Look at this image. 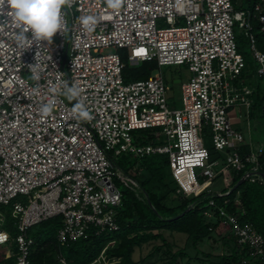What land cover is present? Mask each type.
<instances>
[{
    "label": "built area",
    "instance_id": "built-area-1",
    "mask_svg": "<svg viewBox=\"0 0 264 264\" xmlns=\"http://www.w3.org/2000/svg\"><path fill=\"white\" fill-rule=\"evenodd\" d=\"M62 16L65 28L54 36L56 42L33 43L22 54L10 18L0 24V205L12 207L18 230L12 237L0 213V244L16 246L5 257L14 254L15 264H30L34 241L28 228L57 215L62 217L59 247L84 236L90 225L97 233L117 230L121 192L113 177L126 188L139 189L136 172L126 174L114 164L118 155L129 152L138 157L166 154L176 193L187 197L208 190V205L217 209L219 225L247 246L248 256L237 264L251 257L264 260L263 236L212 198L230 188L210 189L230 169L243 172L245 180L264 183V145L254 148L246 142L230 115L237 107L248 112L253 103V88L236 82L246 62L237 47L235 23L249 41L254 74L264 82V52L253 32L255 20L264 35L263 3L235 10L233 0H122L112 9L105 0H73ZM86 16L95 17L94 26L81 22ZM178 19L184 24L175 26ZM158 20L169 26L157 27ZM108 47L128 49L131 63L185 65L189 77L180 84L181 107H168L160 73L125 82L124 63L117 52L102 51ZM37 52L40 79L33 80L26 66L36 62ZM64 83L78 86L81 96L67 102ZM50 102L53 110L42 115L41 107ZM77 103H83L91 119L77 116ZM147 128H160L154 137L162 134L167 144L132 145L131 131ZM206 128L213 148L224 151L223 159H211L203 142ZM245 145L249 150L241 152ZM204 213L211 217L213 212ZM56 259L69 264L60 252Z\"/></svg>",
    "mask_w": 264,
    "mask_h": 264
},
{
    "label": "trees",
    "instance_id": "trees-1",
    "mask_svg": "<svg viewBox=\"0 0 264 264\" xmlns=\"http://www.w3.org/2000/svg\"><path fill=\"white\" fill-rule=\"evenodd\" d=\"M257 2L264 5V0H246L248 7ZM253 26L254 29L258 28L257 21H253ZM256 40L257 47L264 52V35L259 30ZM237 47L239 50L238 43ZM244 59L246 65L239 75V80L246 71V66L251 64L250 61H246L245 57ZM141 63H143L141 67H145L147 64L150 67H157L154 60ZM149 76H151L150 72L142 71L137 77L146 79ZM255 76L258 79L252 86L253 103L251 108L257 114L264 116V86L258 81L262 78L256 74ZM147 129H134L131 132ZM248 150L249 145H245L241 152ZM131 155L129 152L121 153L114 159L115 166L126 174L130 171L129 164H132L128 160ZM140 158L141 168L136 169V174L133 176L138 182L139 189L134 191L124 186L120 190L121 201L115 214L117 230L105 229L97 233V227L90 225L86 228L84 236L69 242L66 246L59 247L56 233L62 225V217L57 215L47 218L27 230V234L29 233L34 241L29 253L30 264H60L56 259L58 252L65 257L69 264H188L192 257L182 263V259L189 255L182 248L174 250L173 244L167 240L163 231L185 234L193 247L208 238L220 223L217 209L208 205L210 193L208 190H204L197 196L183 197L176 193L177 183L172 176L166 154H153ZM261 161H264V151ZM242 173L232 171V181L224 190L227 191L230 188L228 194L212 198L217 207L223 206L228 213L236 214L239 220L252 223L264 238V183L245 180L233 187L241 178ZM225 199L227 200L226 204L223 203ZM167 200L174 203L167 204ZM187 208L188 210H186ZM207 211L213 212L211 217L204 213ZM7 216H10L9 222L11 223H6L4 229L14 237L18 232L13 225L17 215L7 211ZM227 234L229 236L227 249L218 255L216 260L209 259L211 257L209 253H203L207 257L206 260L199 259L197 255H194L193 258L205 264H237L240 259L247 257V246L238 244L232 232L229 231ZM147 246L150 248L144 256L133 257L134 252L140 254ZM9 247L12 248L11 252L16 251L14 243H11ZM6 252L5 244H0V264H15V255L11 254L9 257H5ZM155 255H157L155 260L147 261ZM246 264H264V260L251 257L248 258Z\"/></svg>",
    "mask_w": 264,
    "mask_h": 264
},
{
    "label": "rangeland",
    "instance_id": "rangeland-1",
    "mask_svg": "<svg viewBox=\"0 0 264 264\" xmlns=\"http://www.w3.org/2000/svg\"><path fill=\"white\" fill-rule=\"evenodd\" d=\"M233 6L235 10L244 9L246 10L248 8V5L246 4V0H233ZM184 22L182 19H178L174 22L175 26L183 25ZM169 25L165 23L163 20L157 21V27L159 28H165ZM236 42L240 46V51L242 55L246 58V61H250V65L246 66V71L242 75L239 81H236L238 85H245L252 87L255 85L257 81V77L255 76V66L254 61L252 57V52L250 49L249 41L244 36L243 31L241 28L238 27L237 23L234 24L233 27ZM255 37L257 39V33L258 28H255L253 30ZM57 39L53 37V42H56ZM104 53L109 52H117L122 60V62L125 65V68L123 69V72L125 74L124 80L126 82L133 81L135 79H138L137 76H140V73L142 71L150 72V75H154L155 73H160L162 75L164 84L166 86V97H167V105L170 108H180L181 107V101H180V84L184 81H186L189 77V72L185 65H164L162 67H150L149 64H147L145 67H141L143 63H131L127 59L128 49H115L114 47H108L104 48L102 50ZM251 66V67H250ZM261 85L264 86V82L262 79L258 80ZM63 98L68 102L69 100L66 99V97L63 95ZM70 102V101H69ZM236 118L231 119V125L232 127H236L239 131L243 133L245 136V141L249 142L251 145H253L254 148L260 147L264 145V116H261L255 112L253 108H249L248 112L244 108H234ZM232 114V112H231ZM233 115V114H232ZM234 116V115H233ZM160 128H152L147 129L139 132H131V144L132 145H141V144H158V145H165L167 144L166 138L161 134L159 138H155L153 132L156 130H159ZM203 142L205 147L209 150L210 156L212 159L216 157L224 158V151H216L212 146L211 141V132L210 128H206L204 130V136H203ZM222 155V156H220ZM130 162L132 164H129L130 170H133L136 172V169L141 168V158L132 154L131 158H129ZM129 162V163H130ZM232 170L230 169L226 173L221 174V176H218L210 186V189L214 193H218L221 191H224L227 188L229 180L232 181ZM199 180L201 178H198ZM113 180L116 184V186L119 188V190H122L124 185L123 183L116 177H113ZM24 197H19L17 200H23ZM174 199V198H173ZM167 204L174 203L173 201L167 200ZM12 211V207L10 205H0V213L4 215V222L3 225L9 222L10 216L6 217V213ZM12 217V216H11ZM14 225V223H13ZM15 226V225H14ZM4 228H6L4 226ZM229 229L226 226L218 225L214 232L203 241L197 243L196 247H193L191 244V241L187 238V236L183 233H177V232H169V231H163L164 236L167 238L168 241H170L173 244V249L182 248L185 250L187 255L182 259V263L187 262L189 257H192L191 260L188 262V264H205L203 262H200L197 259H194V255H197L199 259L206 260L207 257H205L204 254L209 253L211 257L209 259L216 260V257L222 253L225 252V249H227V241L229 240L228 233ZM29 235V233H28ZM7 250L12 251V248L7 246ZM150 246L144 247L143 251L139 254L138 252L133 253V257L137 258L138 256H144ZM204 253V254H203ZM157 255L150 257L147 261H153L157 257ZM107 261V259H106Z\"/></svg>",
    "mask_w": 264,
    "mask_h": 264
},
{
    "label": "clouds",
    "instance_id": "clouds-1",
    "mask_svg": "<svg viewBox=\"0 0 264 264\" xmlns=\"http://www.w3.org/2000/svg\"><path fill=\"white\" fill-rule=\"evenodd\" d=\"M107 6L112 9H118L122 0H105ZM73 0H0V24L7 23L8 18L18 30L15 33V40L21 49V54L30 48L33 43L40 45L42 41H47L50 45L53 37L65 28L62 16V9L66 5H71ZM81 22L88 26H94L96 19L93 16L81 18ZM36 62L26 67L31 73L33 80L40 79L39 68ZM82 90L75 85H63V95L69 101L76 100L81 96ZM54 108V103L50 102L43 105L40 109L42 115H48ZM74 111L80 119L89 120L91 115L83 103H77Z\"/></svg>",
    "mask_w": 264,
    "mask_h": 264
},
{
    "label": "water",
    "instance_id": "water-1",
    "mask_svg": "<svg viewBox=\"0 0 264 264\" xmlns=\"http://www.w3.org/2000/svg\"><path fill=\"white\" fill-rule=\"evenodd\" d=\"M260 175L263 177V180H264V174L260 173ZM243 181H245V179L244 178H240L239 181L233 187L237 186L238 184L242 183ZM186 210H188V208Z\"/></svg>",
    "mask_w": 264,
    "mask_h": 264
},
{
    "label": "crops",
    "instance_id": "crops-1",
    "mask_svg": "<svg viewBox=\"0 0 264 264\" xmlns=\"http://www.w3.org/2000/svg\"><path fill=\"white\" fill-rule=\"evenodd\" d=\"M231 112H232V114H233L234 116L231 114ZM230 115H231L232 119H235V118H236L235 111H234L233 109L230 111ZM235 128H236V127H235ZM237 130H238V129H237Z\"/></svg>",
    "mask_w": 264,
    "mask_h": 264
},
{
    "label": "bare ground",
    "instance_id": "bare-ground-1",
    "mask_svg": "<svg viewBox=\"0 0 264 264\" xmlns=\"http://www.w3.org/2000/svg\"><path fill=\"white\" fill-rule=\"evenodd\" d=\"M200 188H198V190H199Z\"/></svg>",
    "mask_w": 264,
    "mask_h": 264
}]
</instances>
